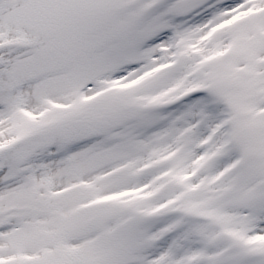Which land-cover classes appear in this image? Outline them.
<instances>
[{
  "label": "snow or ice",
  "instance_id": "6c2138e0",
  "mask_svg": "<svg viewBox=\"0 0 264 264\" xmlns=\"http://www.w3.org/2000/svg\"><path fill=\"white\" fill-rule=\"evenodd\" d=\"M0 264H264V0H0Z\"/></svg>",
  "mask_w": 264,
  "mask_h": 264
}]
</instances>
